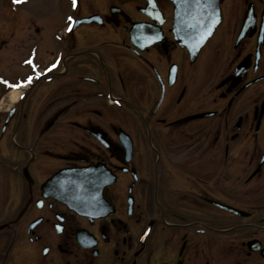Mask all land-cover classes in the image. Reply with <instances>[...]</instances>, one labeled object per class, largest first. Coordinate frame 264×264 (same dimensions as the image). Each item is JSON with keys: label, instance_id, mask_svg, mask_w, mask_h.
Listing matches in <instances>:
<instances>
[{"label": "flooded vegetation", "instance_id": "af4514ba", "mask_svg": "<svg viewBox=\"0 0 264 264\" xmlns=\"http://www.w3.org/2000/svg\"><path fill=\"white\" fill-rule=\"evenodd\" d=\"M215 3L197 46L170 0H0V264H264V0ZM95 166V208L45 186Z\"/></svg>", "mask_w": 264, "mask_h": 264}, {"label": "water", "instance_id": "95a60500", "mask_svg": "<svg viewBox=\"0 0 264 264\" xmlns=\"http://www.w3.org/2000/svg\"><path fill=\"white\" fill-rule=\"evenodd\" d=\"M175 4V16L180 22L182 17H189L188 23L189 30L192 31L190 35L182 37L187 41H193L197 46H202L207 38L211 35V30L214 24L211 19L213 18L212 10L216 6L217 0H171ZM182 20V24H184ZM194 25H197L196 28ZM203 26V27H202ZM203 28V29H202ZM126 138V136H125ZM93 168H86L75 171H61L55 175L49 183H59L60 190L56 197L60 202L65 203L71 208H85L87 207V200H94V198L85 199L79 192L71 193V190H83L90 186L89 183H97L93 180L99 176V173ZM98 178V177H97ZM99 181V180H98ZM66 184V185H65ZM86 190H89L87 188Z\"/></svg>", "mask_w": 264, "mask_h": 264}, {"label": "rangeland", "instance_id": "374dc122", "mask_svg": "<svg viewBox=\"0 0 264 264\" xmlns=\"http://www.w3.org/2000/svg\"><path fill=\"white\" fill-rule=\"evenodd\" d=\"M5 64H7L6 62H1L0 66L2 69V72H4L5 70ZM5 108H7L5 106ZM4 118L0 117V126L3 123ZM14 125H11L10 127H8V129L5 131V133L3 134L2 131L0 132V152L7 156H10V158H13V156L15 157L14 160H10V166L7 167L9 170H12L14 167H16L20 161V156H21V149L17 146H15L12 141H11V136L14 133ZM18 142L21 143L20 138L18 137ZM9 159V157L7 158ZM15 208L16 211H18L21 208V203H20V197L19 196H10L8 198L5 199H0V209L4 210L7 209V211H9L10 209Z\"/></svg>", "mask_w": 264, "mask_h": 264}, {"label": "snow or ice", "instance_id": "6c2138e0", "mask_svg": "<svg viewBox=\"0 0 264 264\" xmlns=\"http://www.w3.org/2000/svg\"><path fill=\"white\" fill-rule=\"evenodd\" d=\"M15 2H17V3H20L21 2V0H15ZM71 19V18H70ZM30 82V81H29Z\"/></svg>", "mask_w": 264, "mask_h": 264}]
</instances>
